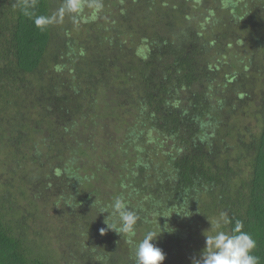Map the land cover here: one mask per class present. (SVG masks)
Instances as JSON below:
<instances>
[{"label": "trees", "instance_id": "trees-1", "mask_svg": "<svg viewBox=\"0 0 264 264\" xmlns=\"http://www.w3.org/2000/svg\"><path fill=\"white\" fill-rule=\"evenodd\" d=\"M87 1L0 0V264H133L117 196L164 262L225 212L264 264V0Z\"/></svg>", "mask_w": 264, "mask_h": 264}, {"label": "clouds", "instance_id": "clouds-1", "mask_svg": "<svg viewBox=\"0 0 264 264\" xmlns=\"http://www.w3.org/2000/svg\"><path fill=\"white\" fill-rule=\"evenodd\" d=\"M89 7L99 8L101 5L94 0ZM78 0H65V6L60 9L62 15L65 10L69 12L78 11ZM55 17L39 16L35 19L38 27L47 26L53 23ZM75 19V17H74ZM110 211L104 221L105 227L99 229L101 236L111 230L126 238V242L131 245V258L133 264H164L165 253L157 247L153 241L161 234L157 235L153 231H148L142 240L135 242L136 225L141 217L135 210L128 207L123 196H117L109 205ZM115 218L113 223H108L110 218ZM221 221L228 223L227 213H220L215 225L211 224L210 230L203 233L205 237V248L200 256L192 258V264H259V258L252 254L256 248V242L250 234L244 232L243 223L239 220L235 222V227L231 233L221 229ZM147 222V221H146ZM159 224V223H158Z\"/></svg>", "mask_w": 264, "mask_h": 264}, {"label": "rangeland", "instance_id": "rangeland-1", "mask_svg": "<svg viewBox=\"0 0 264 264\" xmlns=\"http://www.w3.org/2000/svg\"><path fill=\"white\" fill-rule=\"evenodd\" d=\"M93 3V2H90V1H87L85 4H84V10H83V13L86 14V15H90L92 13V7H89V5ZM99 4L101 3L100 1L98 2ZM85 15V16H86ZM82 14H79V17H81ZM87 18V17H86ZM85 19L84 17L82 19H80L81 21ZM22 205H26L22 202ZM43 220V219H42ZM206 230H209V229H206ZM203 235V234H202ZM52 237V239H54V235L50 236ZM40 239V238H39ZM41 240V239H40ZM46 239H44L43 241H45ZM197 240V239H196ZM198 241V240H197ZM42 242V241H41ZM49 241L47 242L46 241V244H48ZM198 243V246H196L194 248V253H191V252H187L185 254H182V253H177L175 250H169L167 254L168 257H169V260H167L168 262H164V264H192V258L193 257H199L201 252L203 251V249L205 248V237L203 235V238L201 241H198L196 242V245ZM177 253V254H176ZM67 264H79V263H76V261H74L72 258L70 259L69 257L65 259ZM57 262V259L55 257V263ZM84 263V262H83ZM85 264V263H84Z\"/></svg>", "mask_w": 264, "mask_h": 264}]
</instances>
